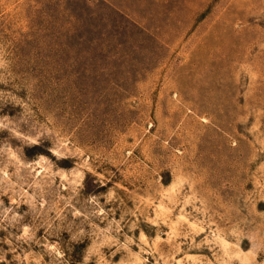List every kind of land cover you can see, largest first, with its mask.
<instances>
[{
    "label": "rangeland",
    "instance_id": "1",
    "mask_svg": "<svg viewBox=\"0 0 264 264\" xmlns=\"http://www.w3.org/2000/svg\"><path fill=\"white\" fill-rule=\"evenodd\" d=\"M0 264H264V0H0Z\"/></svg>",
    "mask_w": 264,
    "mask_h": 264
}]
</instances>
